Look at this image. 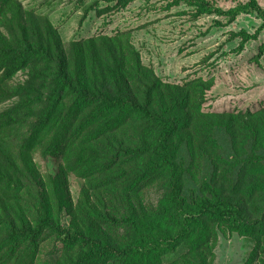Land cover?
Wrapping results in <instances>:
<instances>
[{
  "label": "trees",
  "instance_id": "1",
  "mask_svg": "<svg viewBox=\"0 0 264 264\" xmlns=\"http://www.w3.org/2000/svg\"><path fill=\"white\" fill-rule=\"evenodd\" d=\"M130 1L106 0L97 13ZM168 1L227 18L217 25L255 12L253 32L230 31L238 52L264 29L258 0L228 9ZM19 71L26 77L10 83ZM214 80L163 81L130 31L66 47L47 16L0 0V102L13 99L0 110V264H34L47 238L61 249L44 264H214L219 231L251 238L244 264H264V107L204 111ZM34 151L83 179L75 204L62 173L38 175ZM149 188L160 191L155 204L145 201Z\"/></svg>",
  "mask_w": 264,
  "mask_h": 264
},
{
  "label": "rangeland",
  "instance_id": "2",
  "mask_svg": "<svg viewBox=\"0 0 264 264\" xmlns=\"http://www.w3.org/2000/svg\"><path fill=\"white\" fill-rule=\"evenodd\" d=\"M26 10L47 16L58 30L67 47L72 40L93 35L115 34L130 31V41L139 51L142 63L151 66L163 80L182 83L197 76H214V85L206 92L202 105L204 111L256 110L264 107V29L257 39L245 43L242 51H235L239 38L229 39L231 30L246 29L253 32L261 23L255 12L241 13L226 25L227 18L216 14L193 16V6L180 2L168 5V0H132L125 7L97 13L98 7L108 4L99 0L97 7L89 11L81 21L85 7L93 0H19ZM223 9H228L247 0H209ZM264 8V0H258ZM112 4V2H111ZM26 77L19 71L10 83H17ZM13 101L0 102V110ZM226 134L219 132L220 141L225 142ZM14 152L17 141L8 144ZM32 160L38 175L55 176L62 173L64 186L72 204L78 199L83 179L73 173L62 172L63 160L60 157H41L32 152ZM33 183L32 177H28ZM191 186V185H190ZM157 188H149L145 193L147 204H155L160 196ZM68 209L60 213L61 223L70 221ZM214 249V264H244L253 240L237 233H218ZM61 249L56 238L45 239L34 264H44L53 259ZM183 248L171 253L174 257ZM169 257V256H168Z\"/></svg>",
  "mask_w": 264,
  "mask_h": 264
}]
</instances>
